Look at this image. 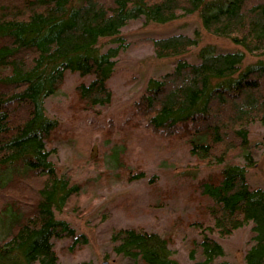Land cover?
<instances>
[{"label": "trees", "instance_id": "16d2710c", "mask_svg": "<svg viewBox=\"0 0 264 264\" xmlns=\"http://www.w3.org/2000/svg\"><path fill=\"white\" fill-rule=\"evenodd\" d=\"M194 11L205 30L242 49L203 45L199 60L178 59L172 70L150 77L121 130L130 127L138 136L148 129L169 137V146L175 138L198 164L219 163L252 152L249 127L264 124V59L243 66L246 51L264 55V0H0V264H58L53 239L71 238L70 247L87 241L55 214L78 197L83 183L72 182L69 171L60 173L52 154L62 135L90 150L102 129L90 121L75 131L64 127L47 114L46 97L60 88L67 70L92 75L74 87L68 118L75 120L79 110L99 114L94 108L113 100L109 78L122 47L102 50L100 38L118 35L139 16L162 23ZM198 42V34L182 32L152 39L158 57L185 53ZM132 140L137 156L140 138ZM125 150L117 153L114 176L145 177L140 154L130 166ZM218 175L191 183L187 199L194 211L185 223L200 236L191 240V257L198 251L200 264H210L224 253L212 233L228 236L252 221L245 261L263 264L264 187L248 181L244 164H230ZM156 181V175L148 181L154 190ZM170 238L143 226L120 227L111 235L114 251L133 264H176Z\"/></svg>", "mask_w": 264, "mask_h": 264}, {"label": "rangeland", "instance_id": "374dc122", "mask_svg": "<svg viewBox=\"0 0 264 264\" xmlns=\"http://www.w3.org/2000/svg\"><path fill=\"white\" fill-rule=\"evenodd\" d=\"M179 32L190 36L198 34V44L179 55L158 57L152 39ZM116 37L121 39L116 40ZM117 44H122V47L115 57L114 73L109 78L113 100L107 106L94 108L99 114L88 111L86 115L85 110H79L82 113L75 120L68 118L72 113L70 101L74 87L81 80L89 82L92 75L82 76L79 72L67 70L60 88L45 99L47 114L59 119L64 127L69 126L75 131V127L86 126L90 121L102 129L96 133L90 150L81 148L79 140L71 136L64 139L62 135L54 143L52 158L59 172L69 171L72 182L83 183L78 197L71 198L66 207L56 208L55 214L87 238L86 243L73 247H70L71 238L53 239L59 254L58 264H133L131 257L114 251L111 241L115 229L132 226H143L171 236L169 247L176 264H200L202 254L195 251L194 258L190 254L193 247L191 240L198 241L200 236L185 223L194 211V204L187 199L194 189L191 183L204 178L216 180L222 168L237 163L245 165L248 181L252 185L264 187V124L254 122L249 127L247 146L252 152L235 154L219 163L200 164L175 138V145L169 146V137L162 138L148 129L139 130L140 135L136 133L138 136H132L135 129L128 130L130 127H126L122 132L121 126L128 120L134 101L139 98L150 77H159L172 70L178 59L199 60L198 52L203 45L212 44L217 51L242 48L227 37L205 30L198 11L162 23L146 21L139 16L130 19L118 35L100 38L98 42L102 50ZM260 58L264 59V55L246 51L243 66ZM137 138H140L136 143L139 162L146 176L133 181L116 178L118 151L126 146L125 156L132 157L130 166H134L139 154L136 156L131 147L135 145L132 139ZM104 170L109 173V178ZM154 175L157 176L155 190L148 183ZM251 228L252 221H249L228 236L212 233L222 244L224 253L210 264L221 260H228L230 264H247L245 254L250 246Z\"/></svg>", "mask_w": 264, "mask_h": 264}, {"label": "water", "instance_id": "95a60500", "mask_svg": "<svg viewBox=\"0 0 264 264\" xmlns=\"http://www.w3.org/2000/svg\"><path fill=\"white\" fill-rule=\"evenodd\" d=\"M104 264H106V263H104Z\"/></svg>", "mask_w": 264, "mask_h": 264}]
</instances>
